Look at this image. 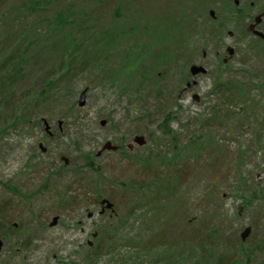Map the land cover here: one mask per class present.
I'll return each instance as SVG.
<instances>
[{"label": "rangeland", "instance_id": "1", "mask_svg": "<svg viewBox=\"0 0 264 264\" xmlns=\"http://www.w3.org/2000/svg\"><path fill=\"white\" fill-rule=\"evenodd\" d=\"M184 1L191 9L181 7L187 16L179 17V13L177 18L175 9L180 0H137L131 13L121 18L113 17L119 3H110L105 28L113 23L115 30L131 25H137V29L130 37L126 32L115 43L106 45L105 52L98 56L82 54L78 63L85 64L86 70L73 80L71 95L38 113L34 111L28 129L19 125L17 130L0 132V206L8 216L6 223L17 224L23 230L35 229L38 222L47 226L37 234L22 264H157L156 258L167 255V249L175 260L193 244L214 247L206 256L213 261L233 258L231 261L240 259L238 264H264V245L262 249L257 247L264 237L262 110L257 108L255 117L244 111L240 119H223V124L214 120L212 126L203 125L217 109L222 117L225 111L244 107L243 103L231 107L232 100L261 99L264 43L247 29L263 12L264 0H238V5L235 0ZM234 7L240 9L237 14L241 17L237 18ZM97 15L102 17L104 10ZM23 17L17 2L0 1V48L12 45L14 38L7 40L12 32L24 31L27 21L22 22ZM261 30L264 32V21ZM135 42L139 43L133 48ZM228 46L236 53L224 64ZM51 54L43 56L46 69L52 64L60 65V60ZM4 56L0 51V61ZM192 64L203 66L207 73L199 76L193 94L179 100L178 72L188 71ZM31 74L29 80L11 87L0 86V129L6 124L9 109L19 103L28 84L42 72ZM224 85L236 88L233 99L230 93L222 92ZM238 87L243 89L242 99L236 92ZM67 90L63 89L62 94ZM84 90L86 105L80 107ZM194 95L200 100L195 101ZM169 112L174 115L170 128L178 133L176 141L158 130ZM76 116L81 119L74 124ZM36 118L42 120V128L37 126ZM44 119L53 137L45 132ZM103 120L107 121L105 126L101 124ZM259 128L263 130L261 135ZM201 134L204 137L198 141V149L202 155L197 156L190 142ZM211 134L217 140L215 144L209 143ZM136 136H144L147 144H135ZM88 154H95L92 158L99 173L85 169ZM62 156L69 159V164ZM165 156L174 160L165 165L161 159ZM152 162L154 167L146 166ZM49 168L54 169L55 176L61 173L62 178L50 176L46 181ZM170 178H178L179 183L174 199L168 203L162 200L165 191L160 193L159 189ZM98 183L102 185V198L96 196L100 192ZM10 184L36 196H15L6 190ZM70 186L69 197L76 201L62 205L64 190ZM253 194L257 197H251ZM103 198L114 203L117 215L111 210L99 215L98 200ZM246 199H251L250 203ZM147 200L150 204L146 206ZM160 206L163 210H157ZM89 213H94L93 217L89 218ZM55 216L59 222L51 228L49 224ZM108 220L115 232L119 228L112 240L120 246L96 263L85 261L90 249L103 243L100 228ZM247 227L253 231L246 247L259 249L256 254L249 251V258L237 247ZM211 229H216V234L207 238ZM96 231L98 236L94 238ZM210 251L205 249L201 254ZM201 254L197 252L194 258L200 259ZM4 257L6 246L0 259ZM179 264L194 263L186 260Z\"/></svg>", "mask_w": 264, "mask_h": 264}, {"label": "trees", "instance_id": "2", "mask_svg": "<svg viewBox=\"0 0 264 264\" xmlns=\"http://www.w3.org/2000/svg\"><path fill=\"white\" fill-rule=\"evenodd\" d=\"M1 1V0H0ZM18 3V7L22 11L24 17L22 22L27 21L24 25V31L15 34L12 32L7 40L14 38L11 46L1 47L0 51L5 54L0 61V86L11 87L15 83L21 80H29L32 77L33 72L40 71L42 75L37 78V80L32 81L28 84L27 93L23 91L22 96L18 99L14 108L9 109L7 116L6 124L3 125L0 132L8 133L11 130H17L16 128L20 125L23 130L28 129L27 126L32 123L31 115L36 111L37 113L42 110L43 107L56 105L53 102H62L66 99L67 95H71V87L73 80L85 73L86 65L78 63V58L85 53H94L95 56H98L99 53H104L106 50V45H111L117 41V38L126 35L128 32V37L137 29V25L128 26L126 29L117 28L115 30L114 24L112 23L108 28H105V19L108 15L107 9L109 4L114 0H67V3L64 4L66 0H14ZM126 0H117L119 6L113 17L118 18L131 13L132 8L136 7V1L126 3ZM255 1V0H253ZM113 2V3H114ZM257 2H255V5ZM104 10V15L99 17L97 12ZM235 10L237 18L241 17L240 14H237L240 9L236 7ZM264 12V8H263ZM45 16V17H42ZM121 18V17H120ZM217 19V18H216ZM21 22V23H22ZM221 26H224L220 23ZM29 25V27H27ZM217 31V30H215ZM246 34V33H245ZM95 35H98L95 37ZM109 38V39H107ZM258 39L261 43H264L263 40ZM140 42V41H139ZM139 42H135L137 44ZM7 43V41H6ZM104 44V45H103ZM46 52L52 53V57H55L56 60H60V65L57 66L52 64L49 69H46V61L43 60V56ZM97 62V61H94ZM32 65V66H31ZM95 63L93 67H95ZM56 66V67H55ZM225 89L222 90L224 93H230L231 99L234 97V86H223ZM63 89H68L66 94H62ZM243 89L238 87L236 92H240V99L243 97ZM257 88H254L253 91H257ZM259 91V90H258ZM232 93V94H231ZM5 98V97H4ZM2 98V99H4ZM7 103V102H5ZM242 103V107L239 111L231 110L224 112L223 116H220V109H217L213 114L212 119H207L204 121L203 125L212 126L214 120H219L223 124V119L234 120L235 118L240 119L243 116L245 111L246 115H252L253 117L258 116L256 109L261 108L262 110V123L264 122V86L261 88V99L259 102H229L230 106H235ZM219 110V111H218ZM259 113V112H258ZM35 115V113H34ZM65 115V114H64ZM173 112H169L163 121L158 124V130L164 136L171 137L172 140L176 141L178 139V133L171 130L170 125L174 120ZM81 118L76 116L74 119L77 124ZM36 124L39 128H42V120L40 118L35 119ZM218 122V121H217ZM262 128L258 129L259 135L262 133ZM201 134L196 137L194 141L191 140L190 147L194 149V153L199 156L202 155L200 149H198V141H200L204 136ZM209 143H216V138L211 134L209 135ZM176 144V143H175ZM195 145L197 147H195ZM175 149L177 146L175 145ZM203 151L205 148L202 149ZM201 150V151H202ZM241 153L243 151H240ZM92 155L88 154L86 157L85 169H91L96 173H99L100 170L98 166L94 163ZM179 156V153L175 154V158ZM162 163L169 165L173 159H168L166 156L161 157ZM138 160V159H137ZM136 160V161H137ZM147 161H150L148 158ZM151 162V161H150ZM154 163L148 167H154ZM49 176L46 178V181L50 176L55 178H62V174L59 176L54 175V169L49 168ZM175 176V174L173 175ZM178 178L173 180L172 178L168 179L167 182L161 184L159 189L160 193L165 191V195H162V200H168L170 203L171 199L173 200L176 194V189L178 186ZM97 182V181H96ZM95 182V183H96ZM110 184H113V181H108ZM99 185V183H98ZM101 185V183H100ZM99 185L100 192L96 195L98 198H102L101 186ZM8 190L12 191L11 193L15 196H20L25 198L22 195L24 192L16 186L7 185ZM94 187V186H93ZM44 189H48V184H45ZM69 189V191H68ZM71 186L64 190V193L61 198V204L65 205L68 203H74L75 198L69 197ZM93 190V188H92ZM94 192V190H93ZM257 197L256 194H253L251 197ZM165 198V199H164ZM251 200V199H250ZM249 199L245 201L250 203ZM146 201L147 204H150ZM160 205V204H159ZM165 205L163 206V208ZM142 208V210H144ZM157 210H163L160 206ZM158 214V213H157ZM8 219L7 214L4 212L2 206H0V240H3L6 246V257L0 259V264H10L13 261H18L20 264L24 263L28 251L32 248L33 243L37 237V234L42 230L46 229L47 226L45 223L38 222L35 229L23 230L21 226L8 225L6 221ZM258 227L256 226V229ZM216 229H211L208 232L207 238L214 236L216 234ZM100 233L102 236L103 243L96 245L93 249H90L85 257V261L94 262L99 260L105 253L112 252L120 246L116 241H113L112 238L115 235H118L119 228L115 232L111 220L105 222L104 225L100 228ZM228 240V239H227ZM247 242V241H246ZM212 245H214L211 242ZM127 245H131L127 243ZM264 237L261 240V245H257L258 248H263ZM216 246V245H214ZM238 251H242L243 254L247 255V258L250 257V252L253 251L254 254L258 252V248L255 247H246V243L241 241L238 245ZM255 248V250H253ZM205 249L211 250L205 254H201ZM214 247H202L200 245L193 244L188 246L187 249H183L179 255V259L175 260L171 258L168 249L167 255L160 258H156L155 263L157 264H179L180 262L189 260L194 264H238L240 259L233 260V258H228V260L222 262L220 260L213 261L206 256H210L213 252ZM153 252V251H152ZM198 253L201 254L200 259L194 258Z\"/></svg>", "mask_w": 264, "mask_h": 264}, {"label": "water", "instance_id": "3", "mask_svg": "<svg viewBox=\"0 0 264 264\" xmlns=\"http://www.w3.org/2000/svg\"><path fill=\"white\" fill-rule=\"evenodd\" d=\"M235 3L238 5L239 4V1L238 0H235ZM263 20H264V13H261L259 15H257L255 18H254V21L252 24L249 25L248 27V32L252 33L255 37L257 38H260L262 40H264V32H262L261 30L258 29V26L261 25L263 23ZM226 57L224 59V63L226 64L228 62V58L231 59L234 54H235V49L231 46H229L226 50ZM207 73V70L206 68H204L203 66H200V65H193L191 67V74L193 76H199V75H204ZM86 98H87V91L84 90L81 95H80V100H79V106L80 107H84L86 105ZM195 100L197 101V96L194 97ZM44 124H45V130L46 132H50V125L48 123L47 120L44 119ZM107 123V121L103 120L101 122V124L103 126H105ZM61 125V124H60ZM134 143L137 144L138 146L142 147V146H145L147 144L146 140H145V137L144 136H136L134 138ZM41 148H43V152H46V149L44 148V145L43 144H40ZM62 160L65 162V164H69V159L66 157V156H62ZM102 206H103V209L104 211L106 210H111V211H115L114 210V204L109 200V199H104L102 200L101 202ZM100 214H103V212H101ZM91 216V214H90ZM59 222V217H54L51 221V223L49 224V226L51 228L57 226ZM17 226V225H16ZM252 227H247L242 233H241V240L243 242H246L247 239L250 237V235L252 234ZM94 238H96L98 236V233H94L93 234ZM89 245L92 246L93 245V242L90 241L89 242ZM4 241L3 240H0V255L2 253V250L4 249Z\"/></svg>", "mask_w": 264, "mask_h": 264}, {"label": "flooded vegetation", "instance_id": "4", "mask_svg": "<svg viewBox=\"0 0 264 264\" xmlns=\"http://www.w3.org/2000/svg\"><path fill=\"white\" fill-rule=\"evenodd\" d=\"M252 5V4H251ZM192 6V5H191ZM181 7L184 9V10H188V9H191L190 7H189V5H188V3L187 2H185L184 0H180V3H179V6L175 9V16H176V18H177V16H178V14L179 13H181L180 14V16L179 17H181L182 15H184V16H187V13L184 11V10H182L181 9ZM192 12H193V14H194V10L192 9ZM262 13H264V12H262ZM147 15V14H146ZM146 21H147V19H146ZM264 21V20H263ZM253 22H251L250 24H252ZM249 24V25H250ZM263 24V23H262ZM261 24V25H262ZM261 25H259L258 26V29L259 30H261ZM262 31V30H261ZM252 34V33H251ZM193 35H194V33H192V37H193ZM231 36H233V34L231 33ZM229 47V46H228ZM227 47V48H228ZM235 49V48H234ZM227 50V49H226ZM235 53H236V50H235ZM194 54H195V52L193 51V52H191V58H193L194 57ZM226 57V56H225ZM225 57H224V59H225ZM224 59H223V61H224ZM190 60H192L193 61V59H190ZM228 60H229V58H228ZM192 62L191 61H189L188 62V65H190ZM224 63V62H223ZM193 65H197V64H192L190 67H189V70L186 72V71H179L178 73H179V77H180V80H179V82H177V84H178V90H177V95H178V98H179V100H182L186 95H189V94H193V91L197 88V85H198V83H199V76H193L192 74H191V67L193 66ZM205 75V74H204ZM195 96H197V101H199L200 99V97L198 96V95H194L193 96V99L195 100ZM196 101V100H195ZM50 130H51V126H50ZM45 132H46V130H45ZM49 136H51V137H53L54 136V133L52 132V131H50V132H46ZM40 144H42V143H40ZM119 147H121V146H119ZM123 147V146H122ZM40 148H41V146H40ZM45 148V147H44ZM129 148L130 149H132V150H135V147L133 146V145H130L129 146ZM42 149V151H43V148H41ZM46 149V148H45ZM43 153H45V152H43ZM49 174V173H48ZM50 175V174H49ZM20 189V188H19ZM6 190L8 191V186H6ZM22 195H24L27 199H30V198H32V199H34V197L36 196V195H34V196H32V194H26V193H23ZM104 199V198H103ZM102 199V200H103ZM102 200H98V202H99V204H100V208H101V210H100V212H99V215H101V216H104L105 214H106V211H104V209H103V206H102V204H101V202H102ZM114 204V203H113ZM115 206V205H114ZM114 210H115V208H114ZM101 212H103V214H100ZM112 212V211H111ZM113 214H115V215H117V213H116V210L114 211V212H112ZM90 214H91V216H90ZM93 215H94V213H89V218H91V217H93ZM55 217H58V216H55ZM17 225V224H16ZM18 226V225H17ZM97 232V231H96ZM95 232V233H96ZM98 233V232H97Z\"/></svg>", "mask_w": 264, "mask_h": 264}]
</instances>
